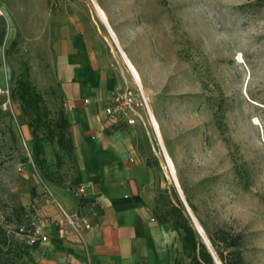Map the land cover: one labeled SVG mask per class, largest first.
<instances>
[{
    "label": "rangeland",
    "instance_id": "obj_1",
    "mask_svg": "<svg viewBox=\"0 0 264 264\" xmlns=\"http://www.w3.org/2000/svg\"><path fill=\"white\" fill-rule=\"evenodd\" d=\"M98 1L115 12L121 22L115 31L128 36L120 38L121 48L151 79L149 101L198 234L205 236L198 221L209 230L229 227L241 235L245 262L264 264V0ZM88 23L108 35L90 0H0V89L12 90L27 75L39 92H51L55 45L71 28L84 25L87 34ZM100 43L110 69L126 67L107 40ZM45 99L54 120L62 104ZM4 100L0 94V104ZM13 102L14 114L0 109V225L9 235L0 245V264H42V243L26 242L16 229L40 219V205L51 202L46 190L55 198L56 188L69 189L78 198V169L53 142H45L44 163L37 162L30 117ZM137 119L135 144L155 170L148 192L154 201L144 203L152 215L155 209L166 215L176 203V184L147 109ZM163 228L176 242L168 264H188L179 234Z\"/></svg>",
    "mask_w": 264,
    "mask_h": 264
},
{
    "label": "crops",
    "instance_id": "obj_2",
    "mask_svg": "<svg viewBox=\"0 0 264 264\" xmlns=\"http://www.w3.org/2000/svg\"><path fill=\"white\" fill-rule=\"evenodd\" d=\"M103 5L106 23L101 22L108 35H103L96 23V30H92L93 23H88L87 34L84 25L81 30L70 27L55 45L48 83L51 92L43 94L50 102H60L68 117L81 174L79 184L84 186V194L75 198L60 188L53 192L68 212H77L90 223L85 239L92 264H168V250L176 242L144 203L154 175L134 141V125L143 107L127 111L118 122H112L106 115L112 90L131 88L127 77L130 75L135 85L140 86L148 108L159 123L154 103L149 101L151 79L121 48L120 40L127 42L128 36L115 31L114 27L121 22L105 2ZM75 36H78V45ZM102 40L109 42L113 53H124L137 71L139 83L122 63L110 69L109 51L101 45ZM41 76V82L46 84L43 73ZM132 117L135 122L128 124L126 120ZM40 214L41 230L48 236L46 241H37L47 253L40 262L81 264V246L58 209L43 201ZM60 226L64 228L63 233H59Z\"/></svg>",
    "mask_w": 264,
    "mask_h": 264
},
{
    "label": "trees",
    "instance_id": "obj_3",
    "mask_svg": "<svg viewBox=\"0 0 264 264\" xmlns=\"http://www.w3.org/2000/svg\"><path fill=\"white\" fill-rule=\"evenodd\" d=\"M97 2L104 9V5L98 0ZM10 99L18 102L22 113L30 117V135L34 143V158L37 162L40 164L44 163L45 142L55 143L58 150L64 152L68 159L71 157L72 161L76 163L78 172L74 178V183L75 186L79 185L81 174L74 151V144L69 134L70 122L62 107L57 110L56 118L51 120L49 115L53 104H49L46 101L44 94L37 90L27 75L16 80L14 88L10 90ZM166 149L170 155L168 148ZM170 157L172 158L171 155ZM55 159L57 162L59 161L58 153H56ZM145 160L154 175L155 170L151 161L147 160L146 157ZM181 191L190 210L194 211V207L189 202L183 187ZM174 193L176 195V203L171 205L166 215L160 214L155 209L154 219L162 227L167 226L179 234L182 250L189 258L188 264H216L213 254L195 229L178 192L174 191ZM148 201L149 198L147 199ZM153 201L154 198H151L147 204L150 205V202L152 204ZM25 215L27 216L28 214L25 213ZM198 223L210 243L212 252L221 264H247L243 256L241 235L238 232L225 226H218L213 230H209L201 221H198ZM23 224L27 228L31 227L29 219ZM20 228L19 226L17 227L16 233L23 236L28 242L25 232L20 231ZM7 238H9V235L6 234L5 229L0 225V245H4Z\"/></svg>",
    "mask_w": 264,
    "mask_h": 264
},
{
    "label": "built area",
    "instance_id": "obj_4",
    "mask_svg": "<svg viewBox=\"0 0 264 264\" xmlns=\"http://www.w3.org/2000/svg\"><path fill=\"white\" fill-rule=\"evenodd\" d=\"M0 94L5 96V100L0 104V109L8 111L14 114L15 105L10 99V91L8 88L0 89ZM138 107H143L148 109L147 100L140 88L136 85V91L131 88H119L115 87L110 95V105L106 109V115L108 119L112 122H118L120 116L125 114L127 111H134ZM128 124L135 122L134 117L126 120ZM69 191V189H67ZM50 196L51 202L57 209L58 212L69 227L70 231L76 236L78 243L83 251V258L81 259V264H92L89 252V246L85 239V233L90 228V223L86 217L78 214L77 212H68L52 195L51 191L46 190ZM74 194L76 196H81L84 194V186L79 184L74 189ZM41 222L39 218L33 219L31 222V227L27 228L25 226L20 228V231L25 232L27 241L29 243H34L37 241H46L48 239L47 234L43 233L41 230ZM63 227L60 226L59 233H63Z\"/></svg>",
    "mask_w": 264,
    "mask_h": 264
},
{
    "label": "bare ground",
    "instance_id": "obj_5",
    "mask_svg": "<svg viewBox=\"0 0 264 264\" xmlns=\"http://www.w3.org/2000/svg\"><path fill=\"white\" fill-rule=\"evenodd\" d=\"M90 2L92 3V5L95 8V11L97 13V15L99 16V18L106 23V14L104 9L98 4V2L96 0H90ZM111 35H113V33L111 32ZM114 37V35H113ZM123 56V61L125 62L126 67L128 68V70L131 72V74L133 75V77L136 79V81L139 83V76L137 71L135 70L134 66L132 65V63L127 59V57L124 55V53L121 51V57ZM140 75V74H139ZM149 107V106H148ZM148 114H149V121L151 124V127L156 135L157 141L159 143V146L161 148V152L163 154V159L165 161V165L166 168L168 170L169 176L171 177V179L173 180V182L178 185V181H176V176H175V168H174V164L173 161L171 159V157L169 156V154L167 153L163 141H162V137H161V131L159 129V124L157 122V119L155 118V116L153 115V113L151 112L150 108L147 109ZM200 228V227H199ZM201 230V229H200ZM202 231V230H201ZM205 237V236H204ZM203 237V238H204Z\"/></svg>",
    "mask_w": 264,
    "mask_h": 264
},
{
    "label": "water",
    "instance_id": "obj_6",
    "mask_svg": "<svg viewBox=\"0 0 264 264\" xmlns=\"http://www.w3.org/2000/svg\"><path fill=\"white\" fill-rule=\"evenodd\" d=\"M175 188H176V191H177L178 194H179V197H180L181 201H182L183 204H184V207H185V209H186V211H187L189 217H190L191 220H192V214H191V212H190L191 210H190L189 206L187 205V203H186V201H185V199H184V196H183V194H182V191H181V188H180L179 184H178V185H175ZM199 227H200V229L202 230L201 226H199ZM202 231H203V230H202ZM203 241L205 242V244L207 245V247L209 248V250H210L211 253L213 254L214 259H215V263H216V264H221V263L219 262V260L215 257L214 253L212 252V249H211V247H210V243H209L208 239L206 238V236L203 238Z\"/></svg>",
    "mask_w": 264,
    "mask_h": 264
}]
</instances>
